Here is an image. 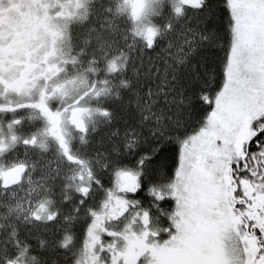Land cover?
<instances>
[{
	"label": "snow or ice",
	"instance_id": "6c2138e0",
	"mask_svg": "<svg viewBox=\"0 0 264 264\" xmlns=\"http://www.w3.org/2000/svg\"><path fill=\"white\" fill-rule=\"evenodd\" d=\"M0 264H264V0H0Z\"/></svg>",
	"mask_w": 264,
	"mask_h": 264
}]
</instances>
